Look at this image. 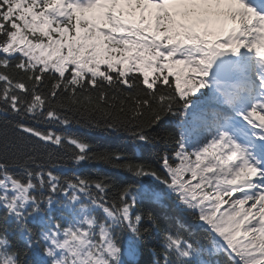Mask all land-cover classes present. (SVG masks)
Returning a JSON list of instances; mask_svg holds the SVG:
<instances>
[{"label": "snow or ice", "instance_id": "snow-or-ice-1", "mask_svg": "<svg viewBox=\"0 0 264 264\" xmlns=\"http://www.w3.org/2000/svg\"><path fill=\"white\" fill-rule=\"evenodd\" d=\"M73 109L127 133L133 156L93 151ZM167 140L163 171L135 156ZM89 162L132 179L67 174ZM167 209L195 216L207 245ZM225 255L264 264V0H0V264Z\"/></svg>", "mask_w": 264, "mask_h": 264}, {"label": "trees", "instance_id": "trees-1", "mask_svg": "<svg viewBox=\"0 0 264 264\" xmlns=\"http://www.w3.org/2000/svg\"><path fill=\"white\" fill-rule=\"evenodd\" d=\"M91 95L93 96V98H95L96 93L93 92L91 93ZM117 107H119V105H117ZM66 114L73 120L71 132L74 135L83 137L86 141H88L93 146V151H98L102 149L119 150L125 152L130 157L133 156L134 145L132 144L130 138H128L127 133L122 132L120 136H117L115 133L105 131L102 128L90 126L91 124H95L101 120V116L99 113H92L83 110L76 111L73 109L71 111H68ZM57 130L63 131L64 129L58 127ZM156 131H159V129H157ZM166 146L171 149V147L173 146V142L171 140L161 141L160 146L158 149H156V151H153L150 148L145 150H136L135 156L142 157L144 162L152 165L153 167H156L160 171H163L162 169H159L156 152L163 151ZM52 151L54 152L52 164L65 167L66 169H75V166L72 165L71 162L67 159L63 161L57 159V157L63 155L62 151L57 149H52ZM45 162H47L46 153ZM49 167H51V164H49ZM67 174H81L85 177H90L92 179L106 178L110 182H114L117 185H120L125 181H130L132 179V177H130L127 173L118 172L109 165L95 162L86 163L81 168L77 169L75 173L69 171L67 172ZM115 197V190L109 193L110 199H114ZM160 211L161 214L165 216L164 223L166 224V226L172 228L174 232H179L184 238L188 239L193 243H203L205 244V246L207 245L209 236L205 233L204 229L200 227L199 222L197 221L195 216L187 214L184 218L183 223L178 224L176 222L178 213L174 209ZM150 240L153 246L158 243V240L155 235L150 237ZM148 258V254L146 253L143 259L147 260ZM218 259L222 261L223 264H229L230 258H228L226 255L220 256L218 257Z\"/></svg>", "mask_w": 264, "mask_h": 264}]
</instances>
